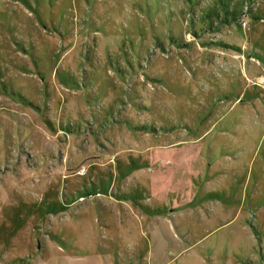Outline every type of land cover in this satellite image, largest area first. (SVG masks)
<instances>
[{
	"label": "rangeland",
	"instance_id": "obj_1",
	"mask_svg": "<svg viewBox=\"0 0 264 264\" xmlns=\"http://www.w3.org/2000/svg\"><path fill=\"white\" fill-rule=\"evenodd\" d=\"M263 79L264 0H0V264H264Z\"/></svg>",
	"mask_w": 264,
	"mask_h": 264
},
{
	"label": "built area",
	"instance_id": "obj_2",
	"mask_svg": "<svg viewBox=\"0 0 264 264\" xmlns=\"http://www.w3.org/2000/svg\"><path fill=\"white\" fill-rule=\"evenodd\" d=\"M264 83V79L262 81H260V83ZM79 174H85L86 173V168L85 167H82V169L78 172ZM81 200H85V198H80Z\"/></svg>",
	"mask_w": 264,
	"mask_h": 264
},
{
	"label": "crops",
	"instance_id": "obj_3",
	"mask_svg": "<svg viewBox=\"0 0 264 264\" xmlns=\"http://www.w3.org/2000/svg\"><path fill=\"white\" fill-rule=\"evenodd\" d=\"M119 201H121V200H119Z\"/></svg>",
	"mask_w": 264,
	"mask_h": 264
}]
</instances>
